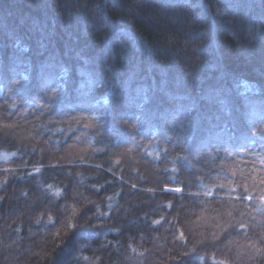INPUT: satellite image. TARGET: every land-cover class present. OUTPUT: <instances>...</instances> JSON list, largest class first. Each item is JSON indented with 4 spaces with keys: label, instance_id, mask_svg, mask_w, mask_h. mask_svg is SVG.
<instances>
[{
    "label": "trees",
    "instance_id": "16d2710c",
    "mask_svg": "<svg viewBox=\"0 0 264 264\" xmlns=\"http://www.w3.org/2000/svg\"><path fill=\"white\" fill-rule=\"evenodd\" d=\"M0 264H264V0H0Z\"/></svg>",
    "mask_w": 264,
    "mask_h": 264
}]
</instances>
